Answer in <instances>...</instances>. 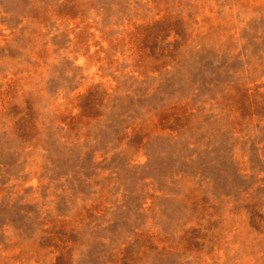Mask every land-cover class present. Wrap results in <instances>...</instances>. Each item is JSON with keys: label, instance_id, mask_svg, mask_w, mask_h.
Instances as JSON below:
<instances>
[{"label": "rangeland", "instance_id": "374dc122", "mask_svg": "<svg viewBox=\"0 0 264 264\" xmlns=\"http://www.w3.org/2000/svg\"><path fill=\"white\" fill-rule=\"evenodd\" d=\"M0 264H264V0H0Z\"/></svg>", "mask_w": 264, "mask_h": 264}]
</instances>
